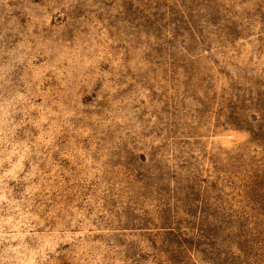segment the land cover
<instances>
[{
    "label": "rangeland",
    "instance_id": "rangeland-1",
    "mask_svg": "<svg viewBox=\"0 0 264 264\" xmlns=\"http://www.w3.org/2000/svg\"><path fill=\"white\" fill-rule=\"evenodd\" d=\"M0 264H264V0H0Z\"/></svg>",
    "mask_w": 264,
    "mask_h": 264
}]
</instances>
